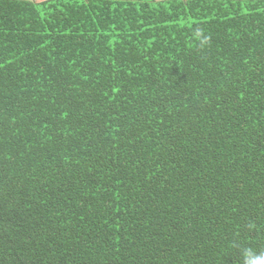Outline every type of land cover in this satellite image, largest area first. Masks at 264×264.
Instances as JSON below:
<instances>
[{"label": "trees", "instance_id": "16d2710c", "mask_svg": "<svg viewBox=\"0 0 264 264\" xmlns=\"http://www.w3.org/2000/svg\"><path fill=\"white\" fill-rule=\"evenodd\" d=\"M242 247L264 251V0H0V264Z\"/></svg>", "mask_w": 264, "mask_h": 264}, {"label": "clouds", "instance_id": "9594fccd", "mask_svg": "<svg viewBox=\"0 0 264 264\" xmlns=\"http://www.w3.org/2000/svg\"><path fill=\"white\" fill-rule=\"evenodd\" d=\"M196 38L200 41L201 47L207 45L210 42V37L204 35L203 31L197 29ZM249 228H255V225L250 223ZM240 257L242 264H264V251H256L250 247H242L240 249Z\"/></svg>", "mask_w": 264, "mask_h": 264}, {"label": "rangeland", "instance_id": "374dc122", "mask_svg": "<svg viewBox=\"0 0 264 264\" xmlns=\"http://www.w3.org/2000/svg\"><path fill=\"white\" fill-rule=\"evenodd\" d=\"M29 1H33V0H29ZM35 2H42V1H48V0H34ZM158 1H164V0H158Z\"/></svg>", "mask_w": 264, "mask_h": 264}]
</instances>
